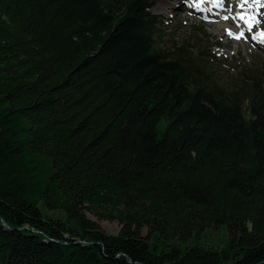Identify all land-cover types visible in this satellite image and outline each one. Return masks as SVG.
<instances>
[{"label": "trees", "instance_id": "trees-1", "mask_svg": "<svg viewBox=\"0 0 264 264\" xmlns=\"http://www.w3.org/2000/svg\"><path fill=\"white\" fill-rule=\"evenodd\" d=\"M155 2L0 0V264H264V77L161 45Z\"/></svg>", "mask_w": 264, "mask_h": 264}, {"label": "rangeland", "instance_id": "rangeland-1", "mask_svg": "<svg viewBox=\"0 0 264 264\" xmlns=\"http://www.w3.org/2000/svg\"><path fill=\"white\" fill-rule=\"evenodd\" d=\"M155 11L162 15L163 33L161 45L171 47L176 42L191 44L190 51L193 56H200V52L206 50L208 56L206 62L213 65L216 73L213 78L231 86L241 81L244 74L258 73L261 79L264 77V42L261 36L264 34V0L256 1L252 8L245 11L251 16L250 19L243 14L241 8H245L246 0H214L221 3L230 16L224 23H216L221 18H216L214 12H198L197 0H155ZM245 1V2H244ZM249 1V0H248ZM252 0L249 1V3ZM224 3V4H223ZM248 3V4H249ZM250 5V4H249ZM161 6V8H158ZM212 7V5H211ZM203 8H206L203 6ZM212 13V14H211ZM222 24V26H219ZM240 34L239 38L234 37ZM212 70L208 72L211 73ZM167 120L162 119L158 125L159 134L165 130ZM98 220L102 227L110 234L118 233L120 225L118 222ZM143 235L148 234V229L142 230ZM162 247H170L175 244L181 247L187 245H204L213 247L227 246L229 234L226 225L211 227L196 234L187 240L163 239Z\"/></svg>", "mask_w": 264, "mask_h": 264}, {"label": "bare ground", "instance_id": "bare-ground-1", "mask_svg": "<svg viewBox=\"0 0 264 264\" xmlns=\"http://www.w3.org/2000/svg\"><path fill=\"white\" fill-rule=\"evenodd\" d=\"M232 1H236V0H232ZM247 2L244 3L245 8H241V11H244V15L246 16V18L248 17L250 20L248 21L250 23V25L252 26L254 23L251 20V16H248V14L245 11H248L252 8L253 4H255L256 1H251L249 3L248 0H246ZM250 5H249V4ZM212 5V7H211ZM203 6H205L206 8H203ZM220 6H225V5H221V3H218L217 1L214 0H197V10L198 12L202 11V12H206L208 13V10H211V12H214L213 9L217 10L216 14H213V16H215L216 18H221L220 20L215 21L216 23H224L225 19H229V15L226 13V11L224 9H221ZM158 8H161V6H159ZM250 13V12H249ZM212 14V13H211ZM222 24H220L219 26H222ZM261 36H264V34H262ZM261 41L264 42V37H261Z\"/></svg>", "mask_w": 264, "mask_h": 264}, {"label": "water", "instance_id": "water-1", "mask_svg": "<svg viewBox=\"0 0 264 264\" xmlns=\"http://www.w3.org/2000/svg\"><path fill=\"white\" fill-rule=\"evenodd\" d=\"M155 5L151 8V11L153 12V13H156V11H155Z\"/></svg>", "mask_w": 264, "mask_h": 264}]
</instances>
